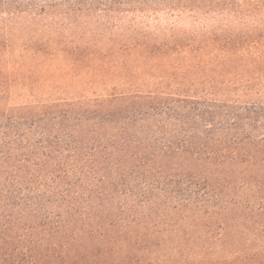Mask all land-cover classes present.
<instances>
[{
  "label": "trees",
  "instance_id": "16d2710c",
  "mask_svg": "<svg viewBox=\"0 0 264 264\" xmlns=\"http://www.w3.org/2000/svg\"><path fill=\"white\" fill-rule=\"evenodd\" d=\"M0 264H264V0H0Z\"/></svg>",
  "mask_w": 264,
  "mask_h": 264
},
{
  "label": "rangeland",
  "instance_id": "374dc122",
  "mask_svg": "<svg viewBox=\"0 0 264 264\" xmlns=\"http://www.w3.org/2000/svg\"><path fill=\"white\" fill-rule=\"evenodd\" d=\"M145 20L150 24H156L157 22H159L162 25L174 24L176 26L189 27L195 22L196 18H194L193 14L184 13L179 15L178 17L177 15L176 16L163 15V14L160 16L151 15L149 17H146Z\"/></svg>",
  "mask_w": 264,
  "mask_h": 264
}]
</instances>
